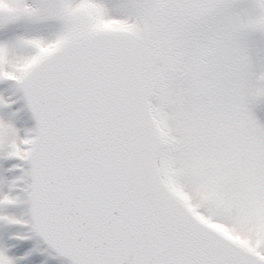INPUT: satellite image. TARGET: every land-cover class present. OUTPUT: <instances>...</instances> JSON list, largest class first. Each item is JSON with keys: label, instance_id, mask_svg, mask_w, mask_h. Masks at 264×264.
<instances>
[{"label": "snow or ice", "instance_id": "obj_1", "mask_svg": "<svg viewBox=\"0 0 264 264\" xmlns=\"http://www.w3.org/2000/svg\"><path fill=\"white\" fill-rule=\"evenodd\" d=\"M0 264H264V0H0Z\"/></svg>", "mask_w": 264, "mask_h": 264}]
</instances>
